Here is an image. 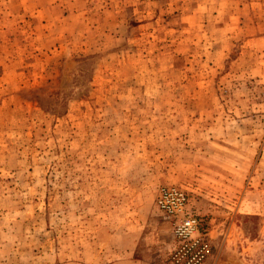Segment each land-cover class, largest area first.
I'll use <instances>...</instances> for the list:
<instances>
[{
  "label": "rangeland",
  "instance_id": "obj_1",
  "mask_svg": "<svg viewBox=\"0 0 264 264\" xmlns=\"http://www.w3.org/2000/svg\"><path fill=\"white\" fill-rule=\"evenodd\" d=\"M264 264V0H0V264Z\"/></svg>",
  "mask_w": 264,
  "mask_h": 264
},
{
  "label": "built area",
  "instance_id": "obj_2",
  "mask_svg": "<svg viewBox=\"0 0 264 264\" xmlns=\"http://www.w3.org/2000/svg\"><path fill=\"white\" fill-rule=\"evenodd\" d=\"M186 191L175 184L160 186L155 204L163 212L172 226L174 235L181 245L174 253L181 264H199L210 251L208 243L202 238L198 218L189 209Z\"/></svg>",
  "mask_w": 264,
  "mask_h": 264
}]
</instances>
